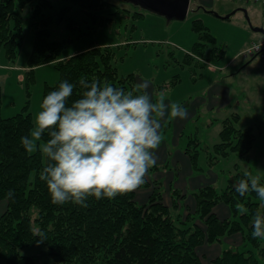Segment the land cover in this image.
Wrapping results in <instances>:
<instances>
[{"label": "trees", "instance_id": "1", "mask_svg": "<svg viewBox=\"0 0 264 264\" xmlns=\"http://www.w3.org/2000/svg\"><path fill=\"white\" fill-rule=\"evenodd\" d=\"M70 1L92 16L93 25H89L88 30L68 16L71 4L56 10L53 0H0V55L3 52L6 61L15 63L24 41L22 12L27 6L31 8L34 34L22 80L27 88V99L20 112L3 116L0 83V200L7 202L6 209L0 214V264H36L33 256L21 252L26 245H44L51 257L46 264H258L264 260L262 238H252V219L257 210L264 214V202L253 191L243 197L235 191L234 184L246 173L238 167L223 189L207 183L186 192L171 185V199L167 202L165 181L159 175L172 169L169 157L164 163L151 167L145 182L134 191L111 199L88 197L87 207L71 201L63 205L52 203L46 183L39 178L46 164L45 158L39 150L28 153L21 144V137L33 129L30 95L35 68L53 63L59 71L55 83L45 84L42 101L50 91L58 88L61 81L67 80L76 85L66 105L71 106L73 101L81 98V78L89 82L98 80L125 91L143 92L135 73L119 74L115 49L111 45L93 40L82 50L64 53L67 41L91 34L98 22L112 19L103 11L115 6L108 0ZM50 9L53 10L50 12ZM63 21L75 36L51 40L52 26ZM192 28L198 38L191 53L185 54L184 62H195L204 68L210 59L206 57L209 52L212 58L224 56L226 49L217 47L216 37L201 18L193 20ZM178 80L157 85V92ZM185 102H181L184 108ZM239 118L235 112L221 121L219 141L206 150L209 166L231 153L244 157L252 148L253 129L237 127ZM48 139L50 137L45 133L42 140ZM200 148L202 141L196 136H192L184 148L195 171L203 170L198 164ZM151 172L157 173L156 176H150ZM146 187L150 188L148 198L139 202L137 192ZM9 190L14 193L12 198L7 195ZM139 196L140 193L138 199ZM189 196L193 200L192 206L187 202ZM220 204L228 208L226 217H220L215 211ZM40 233H43V239L38 236ZM238 234L243 248L232 241V246L221 247L216 256L205 261L201 246L220 244L224 238L230 240Z\"/></svg>", "mask_w": 264, "mask_h": 264}, {"label": "rangeland", "instance_id": "2", "mask_svg": "<svg viewBox=\"0 0 264 264\" xmlns=\"http://www.w3.org/2000/svg\"><path fill=\"white\" fill-rule=\"evenodd\" d=\"M108 1L114 3L115 6L104 10L103 14L112 17V19H106L103 23L98 22L94 29H91V34L86 33L67 41L64 53L68 54L82 50L93 40L100 44L111 45L115 49V65L120 75L135 73L139 86L145 83L148 84L147 91L154 100L159 99L160 93H163L166 101L179 104L186 101L184 103L185 109H188L192 100L196 99V97H193L196 92L204 88L212 77H218L219 80L224 82L222 85L230 88L231 93L229 96L234 97L233 107L228 106L226 110L221 111H209L206 107L200 106L196 109L195 116L190 118L188 124L185 127L180 126L179 137L178 134L174 136V121L176 118L169 116L161 124L162 131L160 130L162 139H165L167 153L169 157L177 150L183 153L189 139L196 136L202 141L198 164L203 170H193L200 174L198 177L201 179V184L212 183L217 189H223L227 186L229 178H232L235 174L236 167H238L242 171L259 176L260 183L264 185V58L240 54L245 47L259 39L258 35L260 33L253 31L251 26L264 23L262 17L264 10L261 8L263 6L252 1L213 0L212 4L207 5L208 9H211L210 12L205 9L189 10L186 18L177 19L168 18L130 0ZM66 4L72 5L68 16L80 22L84 30H88V26L93 25L92 16L82 11L78 4L70 0H53V9L59 10ZM53 9H50V12ZM116 9L118 12L114 13ZM243 9L248 10L250 20ZM227 14H231V16L225 18L224 15ZM30 15L31 8L27 6L22 12L25 36L15 61V69L11 70L0 66V83L4 94L2 114L5 117L20 112L27 99V88L25 83L22 82L24 77L19 80L17 75L22 72L24 76L28 58L33 48L34 34ZM195 18H201L210 28L216 37L217 47L226 49L221 59L212 58L211 52L206 54V57L210 59H208L207 67L204 68H201L195 62H184L185 54L187 52L191 53L193 44L198 38L192 28V22ZM51 29V40H62L75 36V33L67 28L66 21L61 24H54ZM243 30L254 35L253 40L249 37L245 42L242 34ZM241 43L243 44L241 45ZM1 57H3V52L0 55ZM231 58L233 59L228 64L227 61ZM210 65L216 66V70H209ZM34 74L35 81L31 86L30 95L33 128L35 116L41 111L44 86L46 83H55L59 77V71L53 63H46L37 66ZM175 79H179L177 83L157 92V85ZM237 101H240V104ZM233 112L240 115L239 121L236 123L237 127L241 129L252 127L255 134L253 146L244 157L231 153L228 156L220 157L215 165L209 166L206 150L219 141L221 121ZM211 121L212 124H210ZM176 140L177 143L175 144ZM37 143L43 144L45 142L41 139ZM183 154V156L186 155L185 152ZM172 156L174 157V154ZM177 164L180 168L183 167L181 162H177ZM171 167L175 169V172L178 171L173 163H171ZM156 174L151 172L150 176L155 177ZM192 175L188 176V179L193 177ZM159 176L166 177L162 174ZM177 177L180 176L177 175ZM164 186L165 199L169 202L171 199V186L168 187L166 181ZM190 188L189 185V190H193V188ZM149 190L150 188L146 187L138 191L137 200L139 202L147 200ZM139 193L140 199H138ZM190 202L192 203L193 200ZM6 206L7 202L0 200V214L6 209ZM240 237L238 234L230 240L224 238L220 244L201 246V251L206 256L205 261L209 262V259L219 251V248L232 246V241L239 248H243ZM261 242L264 245V238ZM46 249L44 245H26L21 249V252L33 256L36 259V264H46L51 261ZM258 264H264V260L261 259Z\"/></svg>", "mask_w": 264, "mask_h": 264}, {"label": "clouds", "instance_id": "3", "mask_svg": "<svg viewBox=\"0 0 264 264\" xmlns=\"http://www.w3.org/2000/svg\"><path fill=\"white\" fill-rule=\"evenodd\" d=\"M76 85L63 80L43 99L34 128L21 137L28 153L39 150L46 164L39 178L47 185L53 204L73 202L87 207L88 197L109 199L134 191L145 182L157 160L161 121L187 118L179 103L166 101L163 93L154 100L147 91H125L98 80H79L81 98L66 106ZM50 137L38 144L43 135ZM243 197L249 191L264 201V185L250 172L234 184ZM8 197L14 193L9 190ZM43 239V233H40ZM252 238H264V214L252 219Z\"/></svg>", "mask_w": 264, "mask_h": 264}, {"label": "crops", "instance_id": "4", "mask_svg": "<svg viewBox=\"0 0 264 264\" xmlns=\"http://www.w3.org/2000/svg\"><path fill=\"white\" fill-rule=\"evenodd\" d=\"M246 2H248V1H246ZM209 3L212 4L213 0H191L190 10L205 9L206 11L210 12L211 9H208V7H207V5ZM254 3H256V2H254ZM261 8H263V7H261ZM247 11L248 10H246V14L248 15ZM248 17H249V15H248ZM262 17L264 18V15H262ZM225 18H228V17H225ZM257 26H264V23H262L261 25H257ZM242 34H243V38H245V40H244L245 42H246L247 38L250 37V39L253 40V38L255 37L254 35H251L247 31H244V30L242 31ZM262 36H263V34L260 33V35H258V38L260 39ZM242 44L243 43H241V45ZM232 59L233 58H231L227 61L228 64L231 62ZM0 66L10 68L11 70H14L16 67L15 63L11 64V63L7 62L4 57L0 58ZM210 66L208 67L209 70H212V71L216 70L215 69L216 66L215 67L213 65H210ZM222 69H224V68H222ZM225 69H226V65H225ZM17 77L19 78V80H21L24 76H23L22 72H20L17 75ZM222 83H224V82L222 80H219L218 77H214V78L212 77L210 79V82H208V84L204 88H202L200 91L196 92L193 95V97L194 98L196 97V99L192 100L190 107L188 109H186V111L188 113L187 118H185V119L176 118L174 121V129H175L174 136H176L178 134L181 127H185L188 124L190 118L195 116L196 109L199 108L200 106L206 107V109L209 111H211V110L212 111L213 110L221 111L223 109L226 110L228 106L230 108L233 107L232 102L234 100V97L229 96L231 93L230 88L226 85H222ZM3 100H4V94H3ZM237 103L240 104V101H237ZM2 110H3V106H2ZM233 113H235V112H233ZM166 120H167V118L162 120L161 124L164 123ZM212 123L213 122L211 121L210 124H212ZM161 131H162V126H161ZM179 136H180V133L178 134V137ZM161 142L162 143L159 145V147L156 149V151L153 150L155 152V156H156V160H157L156 164L157 163H164L169 158V155L167 153V149L165 146V139H162ZM176 143H177V140L175 141V144ZM183 153L180 150H177V151H174L172 153V154H174V157L172 156V154L170 157L171 163H173L176 166V169H178L179 172L178 171L175 172V169L172 168V169H169L168 171H166L165 174H167V175H163V176H166L164 178V181H166V184L168 187H170L171 185H174V187L188 192V191H190L189 185L191 188L195 189V188H197L203 184H201L202 183L201 179L198 177V176H200V174L196 173L193 170L189 157L187 155L183 156L184 155ZM177 162H181L183 167L180 168V166L177 164ZM177 175L180 177H177ZM191 175L193 177L188 179V176H191ZM191 200H192V198L189 196L187 201L191 205H193V202L192 203L190 202ZM215 211L217 212V214L220 217H226L229 214L228 208L223 204L218 205L216 207ZM220 249L221 248H219V251L216 254H214V256H216L220 252ZM214 256H212V257H214Z\"/></svg>", "mask_w": 264, "mask_h": 264}, {"label": "water", "instance_id": "5", "mask_svg": "<svg viewBox=\"0 0 264 264\" xmlns=\"http://www.w3.org/2000/svg\"><path fill=\"white\" fill-rule=\"evenodd\" d=\"M130 1L140 4L141 6L149 10L161 13L167 16L168 18H177V19L186 18L190 10V4H191V0H130ZM243 10L246 13V10L245 9ZM230 16L231 14L225 15V17H230ZM251 28L253 31L260 32L264 35V26H251Z\"/></svg>", "mask_w": 264, "mask_h": 264}, {"label": "built area", "instance_id": "6", "mask_svg": "<svg viewBox=\"0 0 264 264\" xmlns=\"http://www.w3.org/2000/svg\"><path fill=\"white\" fill-rule=\"evenodd\" d=\"M243 1H252L256 3H260L263 6V10H264V0H243ZM240 54H243L249 57L258 56V57L264 58V35L260 39L253 41L251 44L245 47L240 52Z\"/></svg>", "mask_w": 264, "mask_h": 264}]
</instances>
